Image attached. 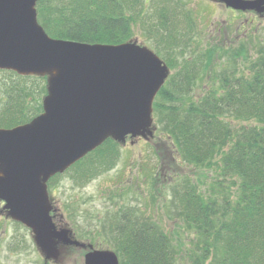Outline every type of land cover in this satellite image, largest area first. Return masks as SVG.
Instances as JSON below:
<instances>
[{
  "label": "trees",
  "instance_id": "trees-1",
  "mask_svg": "<svg viewBox=\"0 0 264 264\" xmlns=\"http://www.w3.org/2000/svg\"><path fill=\"white\" fill-rule=\"evenodd\" d=\"M141 5V0H37L35 10L50 37L118 44L131 39ZM259 47L248 73L212 72L214 53L229 52L232 60L240 56L233 49L213 46L188 57L175 53L179 67L153 99V122L177 154L194 166L217 167L206 197L193 186L179 199L195 232L190 264H264V44ZM175 62L166 63L174 68ZM0 71L5 72L0 73V127L31 121L43 110L47 76ZM201 76L207 82L197 93ZM109 142L114 143L105 139L70 167L79 166L81 178L90 173L85 158ZM130 214L113 227L121 264H174L171 240L162 228Z\"/></svg>",
  "mask_w": 264,
  "mask_h": 264
},
{
  "label": "rangeland",
  "instance_id": "rangeland-1",
  "mask_svg": "<svg viewBox=\"0 0 264 264\" xmlns=\"http://www.w3.org/2000/svg\"><path fill=\"white\" fill-rule=\"evenodd\" d=\"M141 1L129 41L149 47L165 63L176 61L174 68L167 65L169 73L179 67L181 58L176 60L175 53L199 54L213 46L233 49V55L240 56L231 60L229 52L216 51L212 72L248 73L249 61L255 60L256 50L264 44V12L232 10L218 0ZM202 77L194 89L197 93L207 82ZM150 130L145 137L130 140L127 136L123 142L111 138L114 143L85 158L91 172L82 178L76 166L47 180L48 199L58 208L55 220L85 247L59 241L57 257L46 259L30 228L9 217L0 201V264H83L84 254L91 249L112 251L121 264L113 227L116 219L130 213L156 223L169 236L174 264H190L187 254L195 232L181 213L179 199L193 186L206 197L217 167L188 164L154 122Z\"/></svg>",
  "mask_w": 264,
  "mask_h": 264
},
{
  "label": "water",
  "instance_id": "water-1",
  "mask_svg": "<svg viewBox=\"0 0 264 264\" xmlns=\"http://www.w3.org/2000/svg\"><path fill=\"white\" fill-rule=\"evenodd\" d=\"M37 0H0V69L47 76L42 112L0 127V200L33 233L45 258L57 242L82 245L50 215L46 181L106 138L151 134L152 102L167 65L145 45L86 43L50 37L36 17ZM237 10L264 12V0H218ZM84 264H119L109 250H89Z\"/></svg>",
  "mask_w": 264,
  "mask_h": 264
},
{
  "label": "flooded vegetation",
  "instance_id": "flooded-vegetation-1",
  "mask_svg": "<svg viewBox=\"0 0 264 264\" xmlns=\"http://www.w3.org/2000/svg\"><path fill=\"white\" fill-rule=\"evenodd\" d=\"M232 10H234V9H232ZM237 11H239V10H237ZM131 139H133V138H130V140ZM50 204H51V212L50 213H51V216H52V219H53V222H54L56 228H65L63 225L58 224L60 222H57L55 220L56 219V211L58 210V208L54 205V203H51L50 202ZM2 216H4V215H2ZM68 234L70 235L69 230H68ZM85 246H86V244L85 245L84 244L82 245V247H85ZM87 246L89 247L88 249H91L92 248L90 244H88Z\"/></svg>",
  "mask_w": 264,
  "mask_h": 264
}]
</instances>
